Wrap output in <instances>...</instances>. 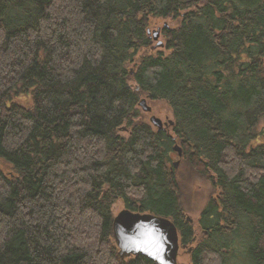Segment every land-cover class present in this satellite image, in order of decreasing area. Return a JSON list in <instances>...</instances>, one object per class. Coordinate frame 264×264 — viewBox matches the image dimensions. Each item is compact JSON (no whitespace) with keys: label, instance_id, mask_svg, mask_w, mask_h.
<instances>
[{"label":"trees","instance_id":"16d2710c","mask_svg":"<svg viewBox=\"0 0 264 264\" xmlns=\"http://www.w3.org/2000/svg\"><path fill=\"white\" fill-rule=\"evenodd\" d=\"M175 143L210 184L192 222ZM118 201L190 264H264V0H0V264H156L120 257Z\"/></svg>","mask_w":264,"mask_h":264},{"label":"water","instance_id":"95a60500","mask_svg":"<svg viewBox=\"0 0 264 264\" xmlns=\"http://www.w3.org/2000/svg\"><path fill=\"white\" fill-rule=\"evenodd\" d=\"M150 32L152 39L156 41L152 48L162 47L163 42L159 39L160 27L152 31L148 29V33ZM148 98L150 95L142 97L138 102L144 112L151 111V106L147 103ZM149 121L158 130L173 124L172 119L163 121L154 114L149 116ZM173 150L181 157L182 150L179 145L175 144ZM177 165V161L173 162L174 168ZM187 220L191 221L189 217ZM112 233L118 253L122 258L142 254L156 264H185L178 261L180 248L178 231L168 217L123 208L113 216ZM190 250L191 247L188 248V251Z\"/></svg>","mask_w":264,"mask_h":264},{"label":"rangeland","instance_id":"374dc122","mask_svg":"<svg viewBox=\"0 0 264 264\" xmlns=\"http://www.w3.org/2000/svg\"><path fill=\"white\" fill-rule=\"evenodd\" d=\"M150 29H156V25L151 24ZM159 39L164 42V37L162 34L159 36ZM155 41H153L154 43ZM147 103L151 106V112L145 113V118L148 119L150 114H154L161 118L162 120L171 119V112L166 107V105L163 102L160 101H153L147 99ZM149 122V121H148ZM171 160L177 161L178 165L176 167L177 173L181 175V178L187 181L191 180L186 189V193L184 194V204L186 207L185 215L189 216L193 220H196L199 216L201 207H203L206 197L208 195V191L210 190V184L209 182L205 180H200L197 177L195 178L193 173L188 169L187 165L183 161L181 157H177L176 153H171ZM125 208L123 203L121 201H118L115 204V207L113 209V214L115 215L119 210ZM182 252V251H181ZM179 262H184L185 264H190L188 255L184 252L180 253L178 256Z\"/></svg>","mask_w":264,"mask_h":264},{"label":"bare ground","instance_id":"6f19581e","mask_svg":"<svg viewBox=\"0 0 264 264\" xmlns=\"http://www.w3.org/2000/svg\"><path fill=\"white\" fill-rule=\"evenodd\" d=\"M146 113H148V112H146Z\"/></svg>","mask_w":264,"mask_h":264}]
</instances>
